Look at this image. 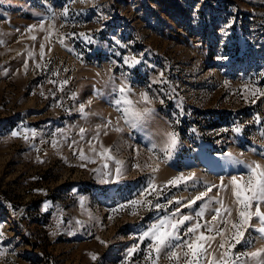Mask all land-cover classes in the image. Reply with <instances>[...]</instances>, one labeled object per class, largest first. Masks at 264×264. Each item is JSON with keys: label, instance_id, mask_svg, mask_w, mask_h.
<instances>
[{"label": "rangeland", "instance_id": "374dc122", "mask_svg": "<svg viewBox=\"0 0 264 264\" xmlns=\"http://www.w3.org/2000/svg\"><path fill=\"white\" fill-rule=\"evenodd\" d=\"M113 84L128 85L133 101L148 93L154 112L142 131L125 124ZM255 89L264 92V0H0V264H149V241L139 235L164 210L110 209L133 198L150 176L162 187L181 172L208 183L246 175L228 153L264 164V96H254ZM169 131L179 142L166 160L148 149L149 141L162 149ZM89 141L98 151L100 142L112 146L124 165L122 182L99 181L92 169L102 158ZM80 149L95 163L80 160ZM137 162L159 171L136 169ZM108 164L114 169V161ZM201 191L169 186L148 199L163 205ZM221 195L231 202L230 193ZM186 202L167 211L194 215ZM252 235L253 244L236 251L264 248ZM210 250L221 251L218 241ZM159 264L183 258L162 254Z\"/></svg>", "mask_w": 264, "mask_h": 264}, {"label": "snow or ice", "instance_id": "6c2138e0", "mask_svg": "<svg viewBox=\"0 0 264 264\" xmlns=\"http://www.w3.org/2000/svg\"><path fill=\"white\" fill-rule=\"evenodd\" d=\"M85 38L87 39V37ZM41 47L43 48V46ZM224 59H227V57H224ZM124 62L129 63V59L126 57ZM131 62L139 63L134 58ZM26 67L27 64H25ZM6 74L7 70H5ZM64 83H67V81H64ZM112 91L119 93V98L114 100V104L117 106V111L122 113L125 124L132 129L142 131L145 121L154 112L153 108L147 106L151 104L148 93H140V101H133L127 95L131 88L126 84H113ZM258 92L261 96H264V92H260L259 89L252 90L254 96ZM88 103L91 104L92 101H88ZM137 103H143L145 107L137 108ZM85 107L83 104L80 105L79 111L86 117L88 113L85 112ZM111 124L112 121L109 119L105 124L98 125L93 139L99 140L100 129L107 128ZM114 130L116 132L124 131L119 126H116ZM235 131L239 133L241 129L237 127ZM84 132L85 129L81 128V139H83ZM31 134L35 136L36 131L31 130ZM104 134L107 135V132L105 131ZM11 135L15 137L20 133L13 131ZM164 136L165 141L162 149H159L155 142L149 141L150 147L148 150L153 152L154 155L157 150L162 151L165 159L168 160L171 159L172 152L179 142L178 134L169 131L165 132ZM24 138L27 140L28 136L25 135ZM75 143L76 141H73V144ZM89 145V150L102 158L101 168L92 169L97 174L99 181L105 184L122 182L125 176L124 165L122 161L113 155L112 146L105 147L100 142V150L98 151L96 146L91 144V141H89ZM53 146H56L55 141H53ZM251 150L254 151V149ZM261 154L264 155V153ZM137 155H139L138 151ZM242 155L236 156L228 153L227 157L231 162L243 165L246 169V175L230 176L227 183H225L224 177L221 176L219 183H208L200 181L195 172H190L187 175L181 172L167 180L162 187L155 183L154 176H150L146 185L141 187L133 198L117 203L115 207L110 209V212L130 211L131 214L137 215L141 208L164 210L165 214H158L154 222L149 224L139 235L141 242L146 239L149 241L145 255V260L149 264H159L162 254L170 261H180L183 258V264H264V248H256L255 251L250 252L236 251L238 246L247 248L253 244L256 237L252 235V232L257 233L260 239H264V210H262V206H264V164L255 160L245 161L241 158ZM78 156L80 160H89L95 163V159L85 155L83 149L79 150ZM108 161H114V169L108 170ZM85 166V164L80 165V167ZM134 167L139 170L150 168L153 174L159 171L158 165L153 167L147 163L142 166L137 162ZM180 185L186 187L191 185L193 189L200 185L204 188V191L191 198L181 197L175 200L168 198L166 204L163 205L158 202V199L156 203L148 199L149 196L159 198L169 186L178 187ZM213 189L217 190V194L210 196L209 194L213 192ZM221 193H230L231 202L225 203V196ZM79 200L81 206H83L85 198L80 197ZM182 200L187 201L183 204V207L193 209L194 215L181 214L179 207L171 212L167 211L168 205L173 203L179 205ZM198 202H200L199 205ZM213 204L217 206L212 207ZM197 207L198 210H196ZM206 213L211 215V219H204ZM109 218L111 219V216ZM254 220L256 221L255 224L253 223ZM182 228L183 235H181ZM217 241L221 250L219 253L210 250L211 244ZM173 249H183V255L181 256L180 252ZM138 250L139 245H134L128 249L127 257L130 258ZM92 258L95 260L96 256L93 255Z\"/></svg>", "mask_w": 264, "mask_h": 264}]
</instances>
